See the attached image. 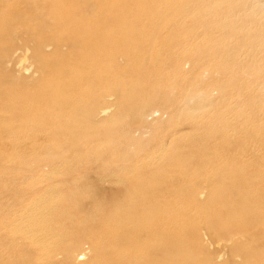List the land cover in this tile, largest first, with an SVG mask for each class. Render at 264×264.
Returning <instances> with one entry per match:
<instances>
[{"label":"bare ground","instance_id":"1","mask_svg":"<svg viewBox=\"0 0 264 264\" xmlns=\"http://www.w3.org/2000/svg\"><path fill=\"white\" fill-rule=\"evenodd\" d=\"M190 1L0 0V138H100L115 151L121 134L140 149L132 125L148 123L157 96L140 85L146 69L133 66L146 50L131 47L157 43L166 25L192 12L216 11L211 35L237 17L235 0ZM129 73L136 83L126 81ZM126 115L135 123L122 132ZM224 146L200 149L196 166L176 148L163 160L128 165L112 153L109 163L119 167L93 175L26 172L6 191L5 249L27 264H264V144L260 160L241 163L254 169L245 177L236 175L244 170L237 158L248 146L233 143L228 157ZM205 237L228 244L226 254L209 251Z\"/></svg>","mask_w":264,"mask_h":264},{"label":"rangeland","instance_id":"2","mask_svg":"<svg viewBox=\"0 0 264 264\" xmlns=\"http://www.w3.org/2000/svg\"><path fill=\"white\" fill-rule=\"evenodd\" d=\"M191 1V7H194V0ZM235 1L232 11L236 13V19L221 24L219 29L216 27L213 35L210 34L209 24L217 15L216 11L211 10L203 18L192 12L179 19L178 26L170 23L165 26L166 30L162 28V37L157 43L141 46L144 44L141 40L140 44L131 47L137 48L136 53L146 50L135 59L133 66L146 69L145 79L140 85L157 96L151 108L154 114L148 123L134 124L135 119L131 115L123 118L122 132L127 123H133L131 137L141 140L140 149L126 144L121 134H115L116 144L121 143L115 151L101 145L100 138H43L38 134L40 138H0L1 225L9 219L6 203L3 204L6 191L14 190L16 179L29 171L75 170L93 175L94 172H110L119 167L109 163L112 153L126 157L125 164L128 165L136 161L163 160L176 148H180L178 153L187 160L191 159L196 166L202 164L203 156L198 153L200 149L207 152L212 147L223 149L227 144L224 154L228 157L231 155L227 152L228 147L231 149L233 143L242 140L249 152L244 158V155L236 154L240 164L260 160L264 144L258 136L260 132L264 134V0L244 3L246 7L240 4L241 1ZM141 32H147V29L142 28ZM185 49L188 53L183 56ZM16 55L19 57L20 54ZM126 63L122 59L118 65L125 68ZM30 72L25 73L26 77H30ZM125 79L130 84L136 83L130 73ZM105 99L108 100L109 96ZM226 126L229 129L227 127L225 132L231 140L228 138L224 144L220 140L224 136L219 133ZM217 127L219 130L216 133L211 132ZM186 145L192 146V150H186ZM226 159L229 158L220 157L217 161L224 162ZM253 170L252 167H245L236 175L252 176ZM221 186L227 187V184ZM214 188L218 187L214 185ZM222 189L218 188V191ZM201 199L204 200V196ZM218 206L209 210L207 220L216 213L213 210ZM179 208L178 201L172 202V210ZM259 229L257 224L253 226L252 234ZM204 239L209 251L221 254L228 251V244L224 241H215V237ZM8 241V234L0 227V264H27L16 259L18 251L11 254L6 250ZM224 260H227L226 255Z\"/></svg>","mask_w":264,"mask_h":264}]
</instances>
